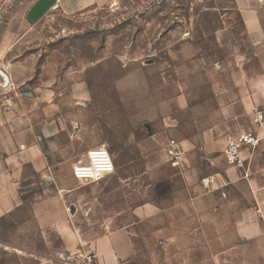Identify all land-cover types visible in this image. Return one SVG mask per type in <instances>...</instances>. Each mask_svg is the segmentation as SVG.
I'll list each match as a JSON object with an SVG mask.
<instances>
[{
  "label": "rangeland",
  "instance_id": "obj_1",
  "mask_svg": "<svg viewBox=\"0 0 264 264\" xmlns=\"http://www.w3.org/2000/svg\"><path fill=\"white\" fill-rule=\"evenodd\" d=\"M37 1L0 0V108L11 123L27 119L39 127L49 118L69 134L73 157L51 168L54 178L42 195L72 192L74 224L94 239L105 234L103 224L109 230L129 225L131 208L151 202L149 184L164 148L178 140L179 116L157 101L161 73L169 71L168 48L174 42L197 45L210 65L234 60L240 46L235 40L243 38L239 13L234 0H129L66 16L56 7L40 14ZM145 123L152 126L151 136ZM101 145L112 154L114 173L78 181L72 166ZM21 212L6 222L9 231L0 232V264H18L23 255L78 264L80 254L92 252L95 259L89 244L66 253L55 233L35 229L29 208ZM172 224L164 245L149 247L143 233L132 264H192L183 256L190 236L179 237ZM135 228L145 231L149 225L140 221ZM213 250H203L198 264H264V257L254 256L264 253L261 247L221 255L222 249L215 255Z\"/></svg>",
  "mask_w": 264,
  "mask_h": 264
},
{
  "label": "crops",
  "instance_id": "obj_2",
  "mask_svg": "<svg viewBox=\"0 0 264 264\" xmlns=\"http://www.w3.org/2000/svg\"><path fill=\"white\" fill-rule=\"evenodd\" d=\"M127 1L38 0L36 9L45 14L56 7L60 14L71 16ZM234 4L243 36L235 40L240 46L234 60L210 65L199 47L189 43L174 42L166 52L169 71L161 73L157 101L179 116L178 140H172L179 143L182 155L169 158L166 144L161 167L149 184L151 202L131 208L134 220L129 225L109 230L106 223L102 225L105 234L94 239L85 237L84 230L74 224L77 208L71 202L72 192L42 195L43 189L52 184L51 168L73 157L69 134L57 120L49 118L39 127L27 119L11 123L0 108V232L9 231L11 217L29 208L35 229L55 233L66 253L91 245L95 254L92 264H132L139 255V237L144 233L149 247L164 245L170 240L172 223L179 237L184 238L186 233L190 236L183 241L189 248L183 256L185 259L188 254L192 264L200 263L207 249H215V255L220 248L221 255L240 248H264V121L260 128L252 124L255 112L264 109V0H234ZM145 126L151 136V124ZM251 129L261 138L260 143L241 151L239 165L229 164L225 159L228 140ZM183 142L193 149L183 150ZM210 176H216L217 183L203 187L201 179ZM32 185L37 187L28 190ZM215 189L218 192L214 193ZM34 190L36 197L29 199ZM140 221L149 228H135ZM254 256L263 258L264 253ZM78 260V264H84L83 254ZM19 262L67 264L31 255L21 256Z\"/></svg>",
  "mask_w": 264,
  "mask_h": 264
},
{
  "label": "built area",
  "instance_id": "obj_3",
  "mask_svg": "<svg viewBox=\"0 0 264 264\" xmlns=\"http://www.w3.org/2000/svg\"><path fill=\"white\" fill-rule=\"evenodd\" d=\"M264 121V109L255 112L252 124L260 128ZM261 138L251 129L237 136L231 137L226 145L225 159L231 165L240 164V153L244 149H253L258 146ZM166 155L171 159L179 158L182 155V148L175 140H169L165 149ZM114 172V163L111 153L104 145L88 151L84 159L72 166V173L78 181H99ZM203 187L208 188L217 183L216 176L204 177L201 179ZM94 255L92 252L85 253L84 264H92Z\"/></svg>",
  "mask_w": 264,
  "mask_h": 264
}]
</instances>
